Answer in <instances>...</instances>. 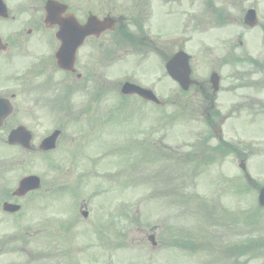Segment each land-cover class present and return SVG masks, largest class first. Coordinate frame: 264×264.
<instances>
[{"label": "rangeland", "instance_id": "rangeland-1", "mask_svg": "<svg viewBox=\"0 0 264 264\" xmlns=\"http://www.w3.org/2000/svg\"><path fill=\"white\" fill-rule=\"evenodd\" d=\"M108 2L100 0L99 5ZM125 3L116 0L120 9ZM161 3L153 11L157 21L145 29L163 55L149 48L131 52L125 38L116 34L115 54L103 40L92 81L69 85L76 82L73 75L66 74V82L63 72H55L47 82V129L38 134L63 131L57 149L47 155V167L39 160L34 162L39 167H32L47 170V208L30 214L38 204L45 205L34 202L16 221L27 228L47 215V234L0 236L6 243L0 264H264V247L259 245L264 242V208L257 202L264 185L261 107L252 114L246 109L233 113L223 131L213 133L205 111L194 113L193 101L178 92L165 70L164 56L176 52L180 41L187 52L192 47L184 39L179 15H174V0ZM203 3L196 0L192 8L198 18ZM255 3L264 15V0H246L244 7ZM120 11L113 13L123 15ZM201 23L206 29V21ZM212 29L210 44L239 36L231 28ZM201 34L190 37L197 35L198 44L205 37ZM258 38V29L244 33L243 50L248 51V44L256 47ZM221 74L223 96L234 86L233 70L225 67ZM126 80L152 88L162 107L137 96L122 99L119 89ZM65 82L71 91L63 97ZM223 101L216 109L224 115L236 99L229 97V105ZM21 104L31 114L28 104ZM211 120L216 127L220 124L218 117ZM23 122L36 125L33 118ZM221 142L240 151L223 150ZM17 168L19 177L29 173L26 167ZM245 177L254 179L252 185ZM87 202L85 218L81 213Z\"/></svg>", "mask_w": 264, "mask_h": 264}, {"label": "flooded vegetation", "instance_id": "flooded-vegetation-1", "mask_svg": "<svg viewBox=\"0 0 264 264\" xmlns=\"http://www.w3.org/2000/svg\"><path fill=\"white\" fill-rule=\"evenodd\" d=\"M47 1L0 0V235L18 230V224L14 220L18 212L9 211L7 204H20L22 211L24 201L28 197L40 193L41 199H44L47 195V183H45L47 172L45 170L39 175L42 181V188L39 191H31L25 196H19L17 187L21 178L34 174L32 167H39L34 164L35 160L42 161L41 167H47V164L44 163L47 160V155L54 151L43 150L41 147L44 138L47 137V132L43 135L38 134L40 128L47 129L45 127L47 119L44 116V111L47 108V82L53 73L63 72L64 79L62 80L66 82L68 81L66 74L73 75L76 80L73 83L76 85L92 81L90 76L97 74L98 66L95 62L99 58L100 46H104L103 40L113 49L110 52L115 54L114 45L117 32L128 39L129 44L136 52H142L146 48L154 49L152 44L157 45L145 27L152 21H157L153 11L162 5L161 0H128V3H125L124 8L121 9L117 7L116 0H109L108 4L100 5V0H53L61 7L51 6L49 9H47ZM132 1L133 3H131ZM195 1L174 0L175 9L173 11L174 15H179L178 19H184V22L188 21L194 34L205 31L201 21L195 22V11L192 10ZM203 1L206 12V29L212 27L214 29L222 28L226 31L229 27H240L242 31H238L239 36L237 37L228 35L218 40V45L213 42L208 43L209 31L204 34V39L198 44L195 39L197 35L189 38L188 42L191 43L192 48L188 53L190 55L188 60L193 82L184 92L188 93V100L193 101L194 113L205 111L209 118L208 122H211V118L217 115L216 107L222 97L225 105L226 103L229 105L228 98L234 96L236 99L234 113H240L243 109L254 112L255 107L259 106L261 109L258 111H261L262 115L258 117L263 116L264 20H260L257 26L261 33L257 40V46L255 47V43L248 44V51H244L246 44L242 40L243 32L245 31L246 34L248 30L255 29L244 24L246 13L244 12V0ZM140 3L141 5H138ZM55 10L57 11L52 18L47 20V16ZM118 10H122L120 12L124 14L114 15L113 12ZM101 12L106 13L101 14ZM131 12L137 14L133 15ZM73 16L78 24V32L86 33V37L77 50L75 69L71 72L57 65L56 56L60 46L57 34L60 30L61 20ZM93 16H97L99 19L114 18L117 22L115 29L106 30L101 35L99 34L100 26L94 27L93 25L84 29ZM198 27L201 28L198 29ZM131 28L133 29L131 30ZM181 50H183V46L180 45L177 51ZM156 51L158 52L157 48ZM159 54L163 55V53ZM225 67L233 70L234 86L228 87L224 90L223 96H220V90L213 91L210 78L214 73H219L221 76ZM47 72H52L49 74L48 80ZM93 80L96 82L99 77L95 76ZM66 82L62 91L63 97H66L69 84ZM73 83L69 85H73ZM178 88L180 89V87ZM60 101L62 102V99ZM21 102L24 105L28 104L31 114L26 115L20 109L23 108ZM206 107H209L210 111H207ZM229 116L231 115H226V117ZM25 117L33 118L36 125H25L23 123ZM194 118H196V114L192 115V119ZM218 118H220L219 115ZM19 126H25L27 135L31 136L29 148H25L21 143H9V134ZM211 129L214 130L213 133L215 131L222 132V128H215V124ZM17 167H26V171L29 173L25 175L22 173V176L19 177ZM46 229L43 227L42 231Z\"/></svg>", "mask_w": 264, "mask_h": 264}, {"label": "water", "instance_id": "water-1", "mask_svg": "<svg viewBox=\"0 0 264 264\" xmlns=\"http://www.w3.org/2000/svg\"><path fill=\"white\" fill-rule=\"evenodd\" d=\"M53 12L54 11L51 12L49 18L52 17ZM92 22H94L96 24L100 23L97 20V18H94V20ZM92 22H90V24L84 29H88L92 25L91 24ZM101 22L107 26L113 25L112 20L105 19V21H101ZM74 28H75V31L72 32V29H74ZM84 36H86V33L80 34L77 30L76 25L74 26L68 22L62 23L61 31L59 33V37L61 38L63 44H65L67 46V48H69V46H72V50H70V53L68 54V56H69L68 58H63L62 60L59 61L60 64H63L61 66L65 67V68L66 67L70 68V66L73 65V62L75 59V49L80 44V42H81L82 38H84ZM66 61H68L67 64L64 63ZM167 68H168L170 74L174 78H178L179 81L181 82V84L185 88L188 87V84H189L188 78H189V72L190 71L188 68L187 57H185L183 54H179L178 56H175L173 58V60L168 63ZM179 70H181V71H179ZM133 91H137L145 97L148 96L149 98H154L150 92L145 91V90H141L140 88H137V86H135V85L126 84L123 88V92H133ZM154 100H156V98H154ZM57 135H58V132H55L52 136L47 138V149H51V148L55 147ZM24 187H25V185H24ZM259 202L261 205L264 206V188L260 192Z\"/></svg>", "mask_w": 264, "mask_h": 264}]
</instances>
